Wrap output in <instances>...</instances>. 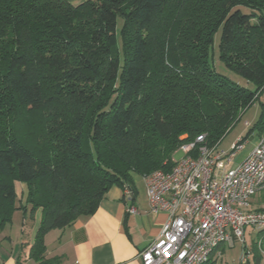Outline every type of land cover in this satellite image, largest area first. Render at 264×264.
<instances>
[{"label":"trees","instance_id":"obj_1","mask_svg":"<svg viewBox=\"0 0 264 264\" xmlns=\"http://www.w3.org/2000/svg\"><path fill=\"white\" fill-rule=\"evenodd\" d=\"M220 30L221 60L249 86L212 65ZM255 104L244 139L264 134V0H0V233L41 209L42 255L112 186L171 170L200 135L220 144Z\"/></svg>","mask_w":264,"mask_h":264},{"label":"built area","instance_id":"obj_2","mask_svg":"<svg viewBox=\"0 0 264 264\" xmlns=\"http://www.w3.org/2000/svg\"><path fill=\"white\" fill-rule=\"evenodd\" d=\"M205 141L204 134L183 144L171 170L145 176L153 212H165L168 219L140 252L143 264H208L236 242L241 243L240 264L249 263L246 230L264 233V210L252 205L264 190V134L238 164L233 161L246 139L238 137L230 150ZM260 238L256 244L264 254V235Z\"/></svg>","mask_w":264,"mask_h":264},{"label":"crops","instance_id":"obj_3","mask_svg":"<svg viewBox=\"0 0 264 264\" xmlns=\"http://www.w3.org/2000/svg\"><path fill=\"white\" fill-rule=\"evenodd\" d=\"M67 1L80 4L85 0ZM259 112L257 105L254 120L237 131L227 143L226 135L219 146L230 150L238 137L246 136ZM261 136L256 130L248 135L245 149L234 158L233 163L244 160ZM16 187L18 203L25 205L27 185L16 182ZM259 193L258 203L253 198V207L264 210V190ZM133 207L137 209L136 213L130 211ZM13 218L15 228L9 231L6 226L0 233V264H143L140 252L158 238L168 215L153 212L145 177L132 173L131 185L112 186L94 214L80 217L64 229L50 231L46 235V250L42 255L34 247L42 218L41 209L32 212L31 207L27 206L25 211L16 210ZM253 241L256 239L253 238ZM246 242L251 250L248 264H264V254L255 242L254 246L247 240V230ZM240 254L241 243L236 242L233 247L224 250L222 258H215L208 264H240Z\"/></svg>","mask_w":264,"mask_h":264},{"label":"rangeland","instance_id":"obj_4","mask_svg":"<svg viewBox=\"0 0 264 264\" xmlns=\"http://www.w3.org/2000/svg\"><path fill=\"white\" fill-rule=\"evenodd\" d=\"M123 25V19L120 17L118 20V46H119V50L121 51L122 49V36H121V28ZM221 34L222 31L220 30L217 34H216V39H215V44L214 47L212 48L211 51V63L214 66V68L216 69V71L218 73H221L223 75L228 76L231 80L236 81L244 86H249L248 82L241 76H239L238 74H236L235 72L231 71L229 68H227V66L223 63V61L220 58V51H219V43H220V38H221ZM257 105L255 104L253 107H251L247 112H245L244 114H242L241 119L232 127V129L230 130V132L227 134V140L225 143L229 142V140L232 138V136L239 130L245 128L246 126H248V123H251L253 119V113L254 110L257 109ZM259 107V105H258ZM260 109V107H259ZM260 115V112H259ZM258 115V117H259ZM258 120V118L255 120V122L253 123V125L251 127L248 128L246 135L248 134V132L250 131L251 128H253L256 124V121ZM246 125V126H245ZM183 155V152L181 151H177V153L175 154L176 159L180 158ZM260 195L261 193H258L255 195L254 201L257 202L260 199ZM255 202L252 203L253 206H255ZM258 203V202H257ZM19 222L21 223V218L19 219ZM16 221L13 218V220L7 225L8 226V230L10 231L11 229L13 230L15 227ZM14 225V226H13ZM17 225H18V221H17ZM14 227V228H13ZM250 229L253 230L250 232ZM264 235V233L262 232L261 229H253V228H248L247 229V240L251 241L252 244L255 246L254 242L257 243L258 239L260 240ZM253 238L256 239L257 241H253ZM250 250V248H249ZM240 260V259H239Z\"/></svg>","mask_w":264,"mask_h":264}]
</instances>
